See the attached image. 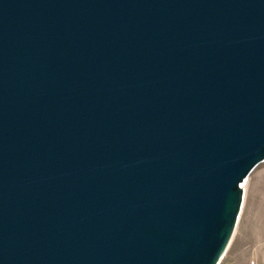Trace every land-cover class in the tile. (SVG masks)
Here are the masks:
<instances>
[{
  "label": "water",
  "instance_id": "1",
  "mask_svg": "<svg viewBox=\"0 0 264 264\" xmlns=\"http://www.w3.org/2000/svg\"><path fill=\"white\" fill-rule=\"evenodd\" d=\"M264 162V0H0V264H219Z\"/></svg>",
  "mask_w": 264,
  "mask_h": 264
},
{
  "label": "rangeland",
  "instance_id": "2",
  "mask_svg": "<svg viewBox=\"0 0 264 264\" xmlns=\"http://www.w3.org/2000/svg\"><path fill=\"white\" fill-rule=\"evenodd\" d=\"M231 242L219 264H264V162L249 175Z\"/></svg>",
  "mask_w": 264,
  "mask_h": 264
},
{
  "label": "crops",
  "instance_id": "3",
  "mask_svg": "<svg viewBox=\"0 0 264 264\" xmlns=\"http://www.w3.org/2000/svg\"><path fill=\"white\" fill-rule=\"evenodd\" d=\"M256 261H258V264L260 263V262H259V259H257ZM253 264H255V263H253Z\"/></svg>",
  "mask_w": 264,
  "mask_h": 264
},
{
  "label": "bare ground",
  "instance_id": "4",
  "mask_svg": "<svg viewBox=\"0 0 264 264\" xmlns=\"http://www.w3.org/2000/svg\"><path fill=\"white\" fill-rule=\"evenodd\" d=\"M246 182H247V181H246ZM246 182H245V184H246ZM245 184H244L243 188L245 187Z\"/></svg>",
  "mask_w": 264,
  "mask_h": 264
}]
</instances>
